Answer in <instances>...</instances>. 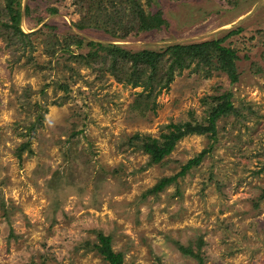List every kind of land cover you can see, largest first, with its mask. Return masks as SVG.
Here are the masks:
<instances>
[{
    "label": "rangeland",
    "instance_id": "374dc122",
    "mask_svg": "<svg viewBox=\"0 0 264 264\" xmlns=\"http://www.w3.org/2000/svg\"><path fill=\"white\" fill-rule=\"evenodd\" d=\"M70 1H19L30 9L27 17L21 14L19 26L34 32L30 39L37 61L46 59L39 39L50 28L43 23L53 26L56 36L73 31L132 50L202 41L240 28L223 42L237 50L238 81L230 84L224 73L204 79L185 69L157 95L154 113L137 117L129 104L139 88L107 74L98 80L93 69L73 62L72 76L60 65L43 71L10 65L0 40V264H107L85 245L96 242V231L111 236L112 250L121 252L126 264H197L175 244L194 248L198 237L202 264H264V195L259 197L264 189V72L249 69L250 61L264 69V0H154L152 8L161 9L167 25L122 41L96 30H74L77 14ZM47 6L56 12L49 14ZM54 79L70 90L59 105L51 103L62 95L60 89L53 93ZM26 85L30 102L47 104L42 126L31 138V153L23 151L17 159L14 150L26 137L17 135L16 122L27 114L16 97ZM226 90L233 92L235 105L249 102L254 114L242 123L218 120L217 141L208 156L156 195L143 197L207 139L184 137L164 166H147L145 154L118 145L135 131L157 137L166 124L187 120L189 111L200 119L211 103L208 97ZM73 131L78 133L72 137ZM70 144L74 152L65 159Z\"/></svg>",
    "mask_w": 264,
    "mask_h": 264
},
{
    "label": "trees",
    "instance_id": "16d2710c",
    "mask_svg": "<svg viewBox=\"0 0 264 264\" xmlns=\"http://www.w3.org/2000/svg\"><path fill=\"white\" fill-rule=\"evenodd\" d=\"M20 0H0V40L2 50L8 54L10 65L19 63L22 66L29 65L36 71L53 70L54 66L74 75L75 69L71 63L85 65L95 71V78L102 80L105 74L111 76L116 82H123L139 88L135 92L129 110L137 117H145L148 112L154 113L156 97L164 90H168L175 75L187 69L197 76L207 79L213 73H224L229 83L234 85L238 81L239 73L236 62L240 59L236 49L223 42L231 35L236 34L240 28L228 30L220 37L187 42L170 43L158 49L125 48L119 44L85 39L78 33L68 31L56 36L50 30L53 26L43 23V28H50L44 34L41 43L42 54L46 57L39 62L32 55L35 44L30 39L34 32H24L19 26L21 14L27 17L30 11L25 4L20 7ZM154 0H71L77 18L71 22V27L77 31H100L104 35L116 39L125 40L130 34L133 37L143 35L153 30H162L167 25L161 9L152 8ZM49 14L56 12L53 6H47ZM39 20V18H37ZM38 22V21H36ZM83 46V47H82ZM78 51H75L74 49ZM1 50V48H0ZM244 58H248L246 55ZM22 59V61H20ZM252 74L263 73L264 69L256 61L249 62ZM53 84V93L60 89L62 95L51 103L61 104L68 97L69 87L66 82L58 79L50 81ZM49 83H46L47 86ZM29 85L22 88V92L16 97L21 110L27 115L16 125L17 135L26 137L14 150L17 159L21 158L23 151L31 153L29 147L31 138L37 128L42 126L43 114L46 104L40 100L30 102ZM44 93V88L40 90ZM209 106L204 110V115L197 119L192 111L187 113L188 119L182 122L168 123L157 137L148 134L133 132L127 136L118 147L125 150L139 151L146 155L145 165L164 166L168 162V156L175 144L188 135H202L207 141L206 145L195 155L186 159L179 166V170L171 175L160 177L150 188L146 189L142 196L156 195L164 187L175 183L178 177H183L191 168L196 167L208 156L217 141V121L232 118L233 123H242L250 118L254 111L249 102L238 101L235 105L233 92L223 91L221 94L211 95ZM28 110V111H26ZM245 111V112H243ZM78 131H73L75 136ZM74 152V145L70 144L63 152L67 159L70 151ZM264 156V152L262 154ZM55 175V173H54ZM264 195L261 189L260 198ZM259 199V198H258ZM256 206V204H254ZM96 242L91 247L107 264H126L122 260V253L115 252L111 248V236L101 231L95 232ZM193 248L190 244L183 246L175 244L177 250L184 255H189L197 260V264L203 263L199 248L203 244L200 237L195 239Z\"/></svg>",
    "mask_w": 264,
    "mask_h": 264
}]
</instances>
